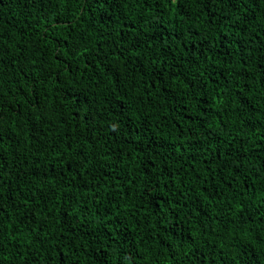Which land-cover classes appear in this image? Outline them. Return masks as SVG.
I'll return each instance as SVG.
<instances>
[{
  "label": "trees",
  "instance_id": "trees-1",
  "mask_svg": "<svg viewBox=\"0 0 264 264\" xmlns=\"http://www.w3.org/2000/svg\"><path fill=\"white\" fill-rule=\"evenodd\" d=\"M0 264H264V0H0Z\"/></svg>",
  "mask_w": 264,
  "mask_h": 264
}]
</instances>
